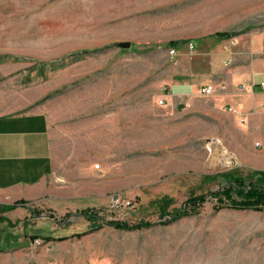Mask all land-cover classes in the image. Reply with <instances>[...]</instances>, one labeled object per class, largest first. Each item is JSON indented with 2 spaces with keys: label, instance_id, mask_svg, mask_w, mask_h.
Here are the masks:
<instances>
[{
  "label": "rangeland",
  "instance_id": "rangeland-1",
  "mask_svg": "<svg viewBox=\"0 0 264 264\" xmlns=\"http://www.w3.org/2000/svg\"><path fill=\"white\" fill-rule=\"evenodd\" d=\"M263 22L264 0H0V107L44 113L52 157L38 196L14 201L24 212L0 214V264H264V206L207 199L160 223L229 179L264 186V150L199 86L157 104L173 78L206 77L213 32ZM80 208L153 224L89 229Z\"/></svg>",
  "mask_w": 264,
  "mask_h": 264
},
{
  "label": "crops",
  "instance_id": "crops-1",
  "mask_svg": "<svg viewBox=\"0 0 264 264\" xmlns=\"http://www.w3.org/2000/svg\"><path fill=\"white\" fill-rule=\"evenodd\" d=\"M212 42L214 49L198 54L206 77L196 81L173 78L161 97L164 106L187 104L196 87L209 85L213 89L208 95L210 103L235 123L232 131L241 132L245 147L264 150V86L260 85L264 83V22L230 38L211 37L204 44ZM48 129L42 112H10L0 107V203L38 196L34 191L52 173ZM15 210L22 213L25 209L17 206L5 215ZM57 260L54 257L52 264Z\"/></svg>",
  "mask_w": 264,
  "mask_h": 264
},
{
  "label": "trees",
  "instance_id": "trees-1",
  "mask_svg": "<svg viewBox=\"0 0 264 264\" xmlns=\"http://www.w3.org/2000/svg\"><path fill=\"white\" fill-rule=\"evenodd\" d=\"M247 25L241 30H222L215 31L213 35L218 39L230 38L238 35L239 33L249 29ZM181 40H169L165 43V46L175 48L181 44ZM151 49V47L149 48ZM213 200L217 206H226L234 209H249V210H261L264 206V186L258 185L251 181H245L243 178H232L225 182L224 185L216 188L215 190H209L204 193L192 194L187 196L181 204L172 209L171 211H164L158 214L161 220L160 223H166L172 221L180 216L194 211L205 200ZM17 203L2 204L0 203V214L14 209ZM75 215L83 216L89 222V229L98 228L102 224L111 226L115 229L132 230L141 227H149L153 223L147 221H138L133 224H127L118 220H105L100 218L92 208H83L76 210ZM4 218L0 216V221Z\"/></svg>",
  "mask_w": 264,
  "mask_h": 264
},
{
  "label": "built area",
  "instance_id": "built-area-1",
  "mask_svg": "<svg viewBox=\"0 0 264 264\" xmlns=\"http://www.w3.org/2000/svg\"><path fill=\"white\" fill-rule=\"evenodd\" d=\"M174 50L173 49H170V52L172 53ZM260 85L263 87L264 86V83H260ZM212 87L211 86H209V85H204V86H201L199 89H198V91H197V95L198 96H201V97H204V96H208L209 94H211L212 93ZM157 104L159 105V106H163L164 105V99H162V98H159L158 100H157ZM229 110H231L230 108H229ZM254 145H257V142L256 143H254ZM112 204H114V205H119V204H122V202L119 200V198H114L113 199V201H112ZM124 204H128V202H125Z\"/></svg>",
  "mask_w": 264,
  "mask_h": 264
},
{
  "label": "bare ground",
  "instance_id": "bare-ground-1",
  "mask_svg": "<svg viewBox=\"0 0 264 264\" xmlns=\"http://www.w3.org/2000/svg\"><path fill=\"white\" fill-rule=\"evenodd\" d=\"M215 146H217V145H215ZM220 153L223 157H227V152L224 149H220ZM226 165H229V162H227Z\"/></svg>",
  "mask_w": 264,
  "mask_h": 264
},
{
  "label": "water",
  "instance_id": "water-1",
  "mask_svg": "<svg viewBox=\"0 0 264 264\" xmlns=\"http://www.w3.org/2000/svg\"><path fill=\"white\" fill-rule=\"evenodd\" d=\"M120 47H127L128 46V42H122L119 44Z\"/></svg>",
  "mask_w": 264,
  "mask_h": 264
}]
</instances>
